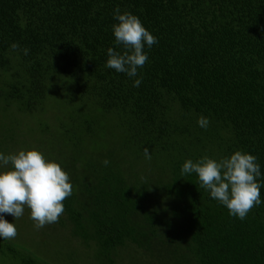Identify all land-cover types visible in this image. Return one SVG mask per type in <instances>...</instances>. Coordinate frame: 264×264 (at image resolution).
<instances>
[{"label": "trees", "instance_id": "trees-1", "mask_svg": "<svg viewBox=\"0 0 264 264\" xmlns=\"http://www.w3.org/2000/svg\"><path fill=\"white\" fill-rule=\"evenodd\" d=\"M117 7L158 40L137 77L106 67ZM0 111L12 128L26 116V145L69 174L65 211L43 228H66L94 264L126 247L147 264H264V187L240 220L181 176L188 159L242 150L264 182V0H0ZM26 221L28 208L10 223ZM18 234L0 238V264H65Z\"/></svg>", "mask_w": 264, "mask_h": 264}, {"label": "clouds", "instance_id": "clouds-1", "mask_svg": "<svg viewBox=\"0 0 264 264\" xmlns=\"http://www.w3.org/2000/svg\"><path fill=\"white\" fill-rule=\"evenodd\" d=\"M117 23L112 25L115 44L120 51L109 47L106 67L128 77H137L138 69L148 61L145 46L149 49L158 43L157 37L150 33L139 17L130 13H121L117 7L113 13ZM10 48L28 55L29 49H20L18 43ZM142 77L134 80V87H139ZM198 125L207 129L210 120L201 115ZM144 157L151 160L148 148H144ZM104 166L110 161L105 159ZM0 170V238L14 239L18 232L14 223L5 219V214L14 220L20 219L25 208L30 210V218L36 230L46 225L58 223L64 213L63 201L73 194V185L69 174L60 164L46 159L39 150H20L5 155L0 153V166H9ZM195 173L200 188L208 191L210 197L227 208L232 217L246 219L248 213L261 205V166L257 157L242 150H237L229 157L219 160L204 155L197 161L186 160L181 168V176ZM143 179V177H142Z\"/></svg>", "mask_w": 264, "mask_h": 264}, {"label": "rangeland", "instance_id": "rangeland-1", "mask_svg": "<svg viewBox=\"0 0 264 264\" xmlns=\"http://www.w3.org/2000/svg\"><path fill=\"white\" fill-rule=\"evenodd\" d=\"M37 116V115H36ZM17 125L11 127L8 111H0V153L5 155L17 153L16 150H30L33 144L26 145L30 127L28 118L19 116ZM11 128L14 132L11 131ZM24 143V144H23ZM9 166H0V170H6ZM5 219L10 222L13 217L5 214ZM26 227L19 230V243L23 247L33 248L36 255L52 263L62 260L65 264H94L92 258L93 248L78 246V239L72 237L64 227H46L36 230L35 226L26 221ZM36 245V246H35ZM92 253V254H91ZM144 256L132 247L123 248L114 258L116 264H147Z\"/></svg>", "mask_w": 264, "mask_h": 264}]
</instances>
